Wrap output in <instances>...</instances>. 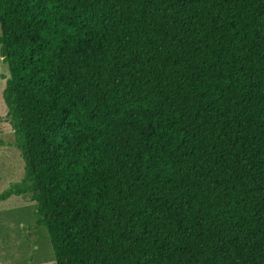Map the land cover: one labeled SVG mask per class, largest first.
<instances>
[{
	"label": "trees",
	"instance_id": "trees-1",
	"mask_svg": "<svg viewBox=\"0 0 264 264\" xmlns=\"http://www.w3.org/2000/svg\"><path fill=\"white\" fill-rule=\"evenodd\" d=\"M0 56L56 264H264V0H0Z\"/></svg>",
	"mask_w": 264,
	"mask_h": 264
},
{
	"label": "rangeland",
	"instance_id": "rangeland-1",
	"mask_svg": "<svg viewBox=\"0 0 264 264\" xmlns=\"http://www.w3.org/2000/svg\"><path fill=\"white\" fill-rule=\"evenodd\" d=\"M7 77V66L0 56V192L18 183L24 173L3 98ZM35 205L30 194L0 202V264H56L46 228L35 225Z\"/></svg>",
	"mask_w": 264,
	"mask_h": 264
}]
</instances>
